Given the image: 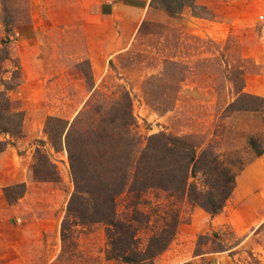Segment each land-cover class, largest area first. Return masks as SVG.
Wrapping results in <instances>:
<instances>
[{
	"label": "rangeland",
	"instance_id": "1",
	"mask_svg": "<svg viewBox=\"0 0 264 264\" xmlns=\"http://www.w3.org/2000/svg\"><path fill=\"white\" fill-rule=\"evenodd\" d=\"M171 1L184 5L169 14L150 0H0V90L22 112L19 137L0 133L10 141L0 151V264H125L105 258L101 223L62 237L75 187L65 147L46 132L48 117L91 125L124 92L137 149L163 132L242 164L220 213L181 204L174 240L154 264H264V152L247 143L264 141V112L226 110L239 89L264 96V0ZM36 149L58 181L33 178ZM214 231L241 239L233 253L193 256L198 235Z\"/></svg>",
	"mask_w": 264,
	"mask_h": 264
},
{
	"label": "trees",
	"instance_id": "2",
	"mask_svg": "<svg viewBox=\"0 0 264 264\" xmlns=\"http://www.w3.org/2000/svg\"><path fill=\"white\" fill-rule=\"evenodd\" d=\"M183 5H174L171 0L149 2L150 7H160L169 14L179 11ZM188 6L193 8L191 3ZM236 92L226 106L228 112H264V96L241 89ZM21 125L22 112L12 110L8 96L0 90V133L19 137ZM77 125V119L69 122L48 117L46 121V132L53 147H65L67 151L75 187L67 201L61 235L64 238L75 224H103L106 259L125 264H154L174 240L181 204L202 208L211 215L220 213L234 190L236 174L242 169L238 160L232 167L228 166L212 149H197L188 139L163 132L150 134L145 145L137 149V120L128 92L112 103L96 122L79 128ZM247 143L255 156L264 152L260 136L250 135ZM7 144L10 141H0V151ZM31 171L37 180H59L55 165L39 149ZM15 186L23 187V183ZM11 187L3 189L9 203L12 202ZM151 192L153 198L148 197ZM160 195L167 199V205L158 201ZM144 231H148L145 236L141 235ZM233 234L214 231L211 239L199 234L193 256L233 253L241 240L238 237L230 240Z\"/></svg>",
	"mask_w": 264,
	"mask_h": 264
}]
</instances>
